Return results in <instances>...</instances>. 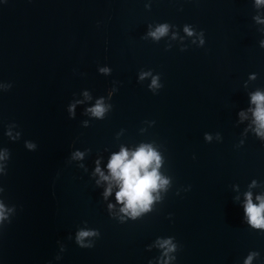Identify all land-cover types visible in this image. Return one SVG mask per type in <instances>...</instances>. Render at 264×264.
<instances>
[{
	"label": "water",
	"instance_id": "water-1",
	"mask_svg": "<svg viewBox=\"0 0 264 264\" xmlns=\"http://www.w3.org/2000/svg\"><path fill=\"white\" fill-rule=\"evenodd\" d=\"M256 92L264 0H0V264H264ZM142 146L134 216L108 164Z\"/></svg>",
	"mask_w": 264,
	"mask_h": 264
},
{
	"label": "clouds",
	"instance_id": "clouds-1",
	"mask_svg": "<svg viewBox=\"0 0 264 264\" xmlns=\"http://www.w3.org/2000/svg\"><path fill=\"white\" fill-rule=\"evenodd\" d=\"M260 0H257L259 3ZM187 31V29H186ZM166 32V26H160L155 32H152L153 37H159ZM191 34V33H189ZM156 81L153 80V85ZM252 102L256 104L254 110L255 120L258 123L259 128H264V94L256 92L252 95ZM71 111V108H70ZM90 111L96 115H102L104 108L98 102L96 106ZM259 130V129H258ZM28 147H33L29 144ZM81 155L80 153L76 154ZM152 161H156V165H159L158 155L147 146L140 147L129 158V152L122 149L119 154H114L108 164V168L112 173V176L116 178L121 185L120 191L117 192L116 197L118 201H126L125 208L122 211H128L131 209L132 215H137V209L146 210L152 201L151 191L157 187V181L160 179L155 169L149 170V166ZM97 171L99 169L97 168ZM103 175V174H101ZM107 179V177H104ZM166 181H161V184ZM247 195V203L245 205V212L249 217V223L253 227H264V216L261 215L264 211V199L257 197L260 200L258 205H254L251 202V194ZM4 219V205L0 203V220ZM91 233L82 231L79 236H87ZM164 243H168L165 241ZM251 257H249V260ZM248 264V261L245 262Z\"/></svg>",
	"mask_w": 264,
	"mask_h": 264
}]
</instances>
